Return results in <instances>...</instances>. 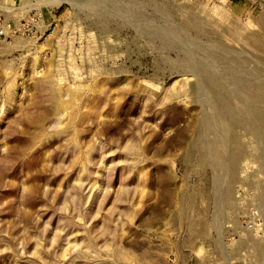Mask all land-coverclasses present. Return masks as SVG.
Masks as SVG:
<instances>
[{
    "label": "rangeland",
    "instance_id": "374dc122",
    "mask_svg": "<svg viewBox=\"0 0 264 264\" xmlns=\"http://www.w3.org/2000/svg\"><path fill=\"white\" fill-rule=\"evenodd\" d=\"M0 264H264V0H0Z\"/></svg>",
    "mask_w": 264,
    "mask_h": 264
},
{
    "label": "bare ground",
    "instance_id": "6f19581e",
    "mask_svg": "<svg viewBox=\"0 0 264 264\" xmlns=\"http://www.w3.org/2000/svg\"><path fill=\"white\" fill-rule=\"evenodd\" d=\"M53 5V4H52ZM197 61V60H196ZM206 63V62H205ZM237 70V69H236ZM197 71V70H196ZM239 72V71H238ZM231 73V72H230ZM238 75V74H236ZM200 76V75H199ZM202 78V77H201ZM207 78V77H206ZM211 85V84H210ZM240 94V93H239ZM222 96V95H221ZM221 99V98H220ZM224 100V99H223ZM250 101V100H249ZM221 102V101H220ZM224 105V104H223Z\"/></svg>",
    "mask_w": 264,
    "mask_h": 264
}]
</instances>
